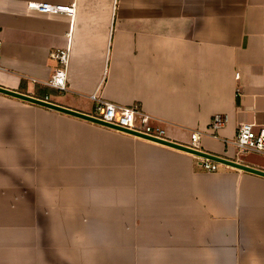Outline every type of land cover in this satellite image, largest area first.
<instances>
[{"label":"crops","instance_id":"crops-1","mask_svg":"<svg viewBox=\"0 0 264 264\" xmlns=\"http://www.w3.org/2000/svg\"><path fill=\"white\" fill-rule=\"evenodd\" d=\"M0 87L92 117L94 94L138 105L183 146L223 115L200 151L264 171L232 144L264 127V0H0ZM200 160L0 93V264H264V177Z\"/></svg>","mask_w":264,"mask_h":264},{"label":"built area","instance_id":"built-area-1","mask_svg":"<svg viewBox=\"0 0 264 264\" xmlns=\"http://www.w3.org/2000/svg\"><path fill=\"white\" fill-rule=\"evenodd\" d=\"M28 6L31 10L39 13L65 14L71 18L75 16L76 12L75 5L61 6L50 3L32 2L29 3ZM50 56L52 59L59 62L61 69L56 71L53 78L46 83V86L59 91H66L70 50H57L51 53ZM91 99L97 102L96 116H94V118L114 127L141 134L154 141H168L165 129L162 126H154L152 123L153 118L145 113L140 106H118L99 99L96 94L92 95ZM226 123L227 117L216 115L208 130L198 131L192 134V145L187 147L200 150L199 142L201 141L202 136L210 135L213 138H218V132L226 125ZM149 142L158 144L153 141ZM232 144L237 148L239 153L246 154L249 152H255L264 154V127L257 129V125L254 124H240L237 129L235 141ZM199 166L208 172H217L221 167L220 164L206 159H201Z\"/></svg>","mask_w":264,"mask_h":264},{"label":"water","instance_id":"water-1","mask_svg":"<svg viewBox=\"0 0 264 264\" xmlns=\"http://www.w3.org/2000/svg\"><path fill=\"white\" fill-rule=\"evenodd\" d=\"M0 93L14 97V98H17V99H20V100H23V101H26V102H29V103H32V104H36V105H39V106H42V107H45L48 109H52V110H55L58 112H62V113H65V114H68V115H71V116H74V117H77V118H80V119H83V120H86V121H89V122H92L95 124H98V125L104 126L106 128H109V129L121 131V132L127 133L129 135L138 137V138L153 141V142H156V143L163 145L165 147L191 154V155H193L197 158H200V159L210 160V161L216 162L220 165L228 166V167H231L234 169H239V170H242V171H245L248 173H252V174L264 177V171L257 170V169L239 164L237 162L229 161L227 159L217 157V156L202 152L200 150H195V149L189 148L187 146H183V145L173 143L170 141H154V140L149 139L148 137H145L141 134L114 127V126L106 124V123H104V122H102V121H100V120H98L92 116L84 115V114L77 113V112L72 111V110L62 108L60 106L49 103L47 101L36 99V98L30 97V96H27L24 94H20V93L14 92V91H10V90H7V89L1 88V87H0Z\"/></svg>","mask_w":264,"mask_h":264},{"label":"rangeland","instance_id":"rangeland-1","mask_svg":"<svg viewBox=\"0 0 264 264\" xmlns=\"http://www.w3.org/2000/svg\"><path fill=\"white\" fill-rule=\"evenodd\" d=\"M209 129V128H208ZM207 129V130H208ZM235 148V147H234ZM236 152L239 155V158H245V157H264L263 155L259 154V153H255V152H249V153H239V151L236 150Z\"/></svg>","mask_w":264,"mask_h":264},{"label":"trees","instance_id":"trees-1","mask_svg":"<svg viewBox=\"0 0 264 264\" xmlns=\"http://www.w3.org/2000/svg\"><path fill=\"white\" fill-rule=\"evenodd\" d=\"M41 93L43 95H45V94L49 93V89L45 88V89L41 90Z\"/></svg>","mask_w":264,"mask_h":264}]
</instances>
